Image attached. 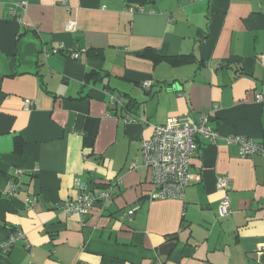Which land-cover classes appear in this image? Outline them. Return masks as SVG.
Instances as JSON below:
<instances>
[{"label":"crops","instance_id":"obj_1","mask_svg":"<svg viewBox=\"0 0 264 264\" xmlns=\"http://www.w3.org/2000/svg\"><path fill=\"white\" fill-rule=\"evenodd\" d=\"M262 56L264 0H0V264H264V152L228 141L264 148ZM203 116L184 199L152 201L143 141ZM78 183L113 199L68 215Z\"/></svg>","mask_w":264,"mask_h":264},{"label":"built area","instance_id":"obj_2","mask_svg":"<svg viewBox=\"0 0 264 264\" xmlns=\"http://www.w3.org/2000/svg\"><path fill=\"white\" fill-rule=\"evenodd\" d=\"M198 1V0H194ZM21 7L26 11L27 3H20ZM134 12V8L130 9ZM136 11L143 12V8ZM75 22L70 21L67 29H73ZM60 49H54L52 53H58ZM79 53L72 52L70 57L76 59ZM261 63L264 65V56L261 57ZM151 87L150 82L144 84L145 89ZM262 95L257 96V100H262ZM122 103V99H115L112 96V101ZM31 101H27L25 107L30 108ZM152 136L144 140L142 143V164L152 173V184L154 192L150 194V199L165 200V199H184L186 188L193 180L191 173L190 160L198 150L197 138L199 136L209 138L215 141L217 134L207 126V117L203 116L199 122H192L189 119L173 117L163 125L153 127ZM229 143L238 145L239 154L242 158H249L256 154L264 152L261 144L255 142L247 136L237 135L230 138ZM137 164H133L132 168H136ZM21 174V172H18ZM121 183V182H120ZM230 179L227 176H222L217 181V190L223 192L224 198L219 207V216L226 218L231 214V201L229 197ZM17 184L12 182L9 184V194L16 191ZM77 190L79 196L75 199L64 201L60 204L59 209L68 215L83 216L90 212L94 204L98 201H112L114 190L109 188L93 191L89 189L86 183H78ZM35 203L34 200H29V206ZM131 210L129 215H133ZM25 241V236L21 232L13 233L6 242L0 243V255L8 254L17 243ZM264 252V246L262 248Z\"/></svg>","mask_w":264,"mask_h":264},{"label":"water","instance_id":"obj_3","mask_svg":"<svg viewBox=\"0 0 264 264\" xmlns=\"http://www.w3.org/2000/svg\"><path fill=\"white\" fill-rule=\"evenodd\" d=\"M177 239L178 236H171L168 239V243L160 248V255L169 256L172 253V251L175 249Z\"/></svg>","mask_w":264,"mask_h":264},{"label":"trees","instance_id":"obj_4","mask_svg":"<svg viewBox=\"0 0 264 264\" xmlns=\"http://www.w3.org/2000/svg\"><path fill=\"white\" fill-rule=\"evenodd\" d=\"M106 189V188H105Z\"/></svg>","mask_w":264,"mask_h":264}]
</instances>
